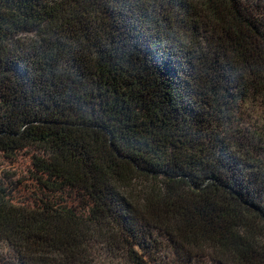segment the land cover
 I'll return each mask as SVG.
<instances>
[{
  "label": "trees",
  "instance_id": "16d2710c",
  "mask_svg": "<svg viewBox=\"0 0 264 264\" xmlns=\"http://www.w3.org/2000/svg\"><path fill=\"white\" fill-rule=\"evenodd\" d=\"M0 244L264 264V0H0Z\"/></svg>",
  "mask_w": 264,
  "mask_h": 264
},
{
  "label": "rangeland",
  "instance_id": "374dc122",
  "mask_svg": "<svg viewBox=\"0 0 264 264\" xmlns=\"http://www.w3.org/2000/svg\"><path fill=\"white\" fill-rule=\"evenodd\" d=\"M29 165V159L26 155L20 156L17 158L16 161H7L5 163V167L9 170H15L20 176L23 177V175L27 171V166ZM145 179V178H144ZM140 181H136L135 184H140ZM7 254L6 248L0 244V255H5ZM12 258V256L8 257ZM13 260V259H12ZM96 260L97 264H122L121 262L118 263L117 260L108 258V257H102V252L96 250Z\"/></svg>",
  "mask_w": 264,
  "mask_h": 264
}]
</instances>
